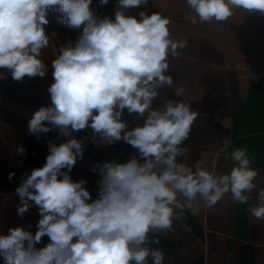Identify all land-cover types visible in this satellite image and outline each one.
<instances>
[{"label": "clouds", "instance_id": "obj_1", "mask_svg": "<svg viewBox=\"0 0 264 264\" xmlns=\"http://www.w3.org/2000/svg\"><path fill=\"white\" fill-rule=\"evenodd\" d=\"M148 3L118 0L113 20L95 16L92 0H0V68L15 81L45 77L40 57L50 43L45 31L50 11L63 26L82 28L75 45L62 47L52 60L51 103L28 123L32 134L57 130L69 139L59 145L49 141L46 163L15 189L17 214L23 217L35 206L41 218L34 235L23 227L0 234L3 264H164L163 251L150 246L159 243L150 233L170 231L201 202L212 208L229 193L240 204L252 199L258 171L246 148L226 154L234 166L225 174L206 170L203 159L191 165L181 161L198 113L184 99H165L161 108L153 102L166 87L184 97L185 88L166 73L188 41L171 36L172 21L160 12L140 11L139 19L125 14ZM186 5L184 19L192 25L225 22L236 9L264 14V0H186ZM125 109L144 117L143 125L128 130ZM88 127L99 142L123 140L138 152L125 163L99 166V198L91 202L86 181L73 182L69 175L83 157L82 141L70 137ZM256 201L248 211L264 220V188ZM44 236L50 242L38 249Z\"/></svg>", "mask_w": 264, "mask_h": 264}, {"label": "crops", "instance_id": "obj_2", "mask_svg": "<svg viewBox=\"0 0 264 264\" xmlns=\"http://www.w3.org/2000/svg\"><path fill=\"white\" fill-rule=\"evenodd\" d=\"M117 5L118 0H108L107 5L92 0L90 8L95 16L114 20ZM140 11L148 15L156 12L149 5H141L125 10V14L139 19ZM57 15L50 11L45 26L50 39L40 57L47 66L45 77L25 76L15 81L8 69L0 68L5 76L0 79V234H7L13 227L35 234L41 218L38 209L29 207L23 217L19 216L20 198L15 189L33 169L46 163L49 141L59 145L69 139L58 135L57 130L32 134L28 129L34 112L51 103L48 88L54 82L52 60L62 47L74 46L82 34V28L60 24ZM169 18L171 36L186 39L188 47L179 58L170 59L166 74L173 77L177 87L185 88V95L178 97L166 87L159 92L153 107H163L165 99H184L198 113L189 138L182 145L188 151L181 161L191 165L203 159L206 170L225 174L234 166L232 160L225 159L226 154L246 148L251 166L258 171L254 180L258 187L250 193L252 199L247 204L233 202L231 193L212 208L201 202L195 214L187 211L186 218L175 221L170 231L150 233V239L159 240L150 246L163 251L164 264H264V220H257L248 211L250 205L257 203L258 190L264 188V66L253 64L242 44L200 35ZM144 119L129 114L127 109L122 116L128 130L142 126ZM89 131L93 130L88 127L70 137L82 141L83 157L77 159L69 175L73 182L86 181L84 186L91 202L99 198V166L105 162L125 163L138 152L123 140L97 151L84 139ZM93 169L97 171L94 173ZM10 173H14L11 180ZM49 242L50 238L44 236L36 247L43 248Z\"/></svg>", "mask_w": 264, "mask_h": 264}, {"label": "rangeland", "instance_id": "obj_3", "mask_svg": "<svg viewBox=\"0 0 264 264\" xmlns=\"http://www.w3.org/2000/svg\"><path fill=\"white\" fill-rule=\"evenodd\" d=\"M147 5L200 35L242 44L253 64H264V14L236 9L234 15L225 22L192 25L184 19L189 11L186 0H149Z\"/></svg>", "mask_w": 264, "mask_h": 264}, {"label": "built area", "instance_id": "obj_4", "mask_svg": "<svg viewBox=\"0 0 264 264\" xmlns=\"http://www.w3.org/2000/svg\"><path fill=\"white\" fill-rule=\"evenodd\" d=\"M263 63H264V60H263ZM261 65V64H260ZM261 66H264L261 65ZM84 139H87L91 142V144L93 145V147L97 150V151H103V150H106L108 147L112 146L115 144V142L111 145H107L105 143H102V142H99L98 141V138L94 136L93 134V131H89L86 136L84 137ZM226 143L229 142V138H226Z\"/></svg>", "mask_w": 264, "mask_h": 264}]
</instances>
